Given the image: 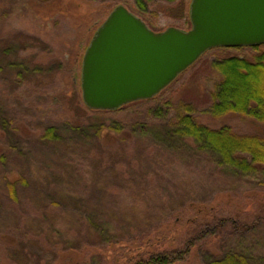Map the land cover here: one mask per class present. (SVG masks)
<instances>
[{
    "label": "rangeland",
    "instance_id": "374dc122",
    "mask_svg": "<svg viewBox=\"0 0 264 264\" xmlns=\"http://www.w3.org/2000/svg\"><path fill=\"white\" fill-rule=\"evenodd\" d=\"M190 1L151 0L145 11L132 0H13L11 9L9 1L0 3V146L6 149L0 193L7 192L6 181H17L21 203H28L21 206L24 226L0 204V235L14 229L18 239L0 254V264H116V243L153 234L185 215L192 201L213 205L220 216L238 212L243 223L260 214L264 174L225 170L172 132L177 116L188 112L210 128L228 125L237 134L264 135V121L207 111L221 78L213 61L249 50L206 51L158 94L119 109H92L82 101L84 49L116 5L153 31L187 30ZM59 90L61 100H51ZM48 126L58 132L57 141L42 137ZM260 218L242 235L224 236L221 249L237 245L264 264ZM208 247L219 250L214 242ZM202 257L193 249L178 264H203Z\"/></svg>",
    "mask_w": 264,
    "mask_h": 264
},
{
    "label": "trees",
    "instance_id": "16d2710c",
    "mask_svg": "<svg viewBox=\"0 0 264 264\" xmlns=\"http://www.w3.org/2000/svg\"><path fill=\"white\" fill-rule=\"evenodd\" d=\"M5 1H9L11 9L13 0ZM132 1L138 10L145 11L151 0ZM0 3L6 2L0 0ZM231 48L249 51L242 55L223 54L213 61V68L219 72L221 78L215 86L213 103L207 111L216 116L236 113L264 121V43L243 47H215L207 51ZM70 82L75 87L76 74L72 73ZM62 95L59 90L53 94L51 100H61ZM4 123H8V127L13 131L19 130L18 127L9 125L8 118L4 119ZM73 127L75 130L78 126ZM73 127L71 126V131ZM95 130H99V126ZM172 132L178 138H187L186 142L193 149L210 154L215 163L225 170L238 175L264 174V135L237 134L228 125L210 128L199 123L188 112L177 116ZM42 137L47 141H57L59 134L53 126H48ZM4 153L6 149L0 146V158ZM5 186L7 192L0 193V204L12 208L17 218L16 224L24 226L27 218L26 214L21 212V206L28 203H21L17 181H6ZM37 206H41V202ZM184 212L185 215L175 216L152 229L153 234L149 231L135 236L130 244L129 241L116 243L120 249L116 264H178L193 249L202 252L203 264H255L257 260L248 250L237 245L235 248L225 249L223 246L221 249V241L224 236L242 235L249 228L256 226L261 220L260 217H264V205L253 221L244 223L240 221L238 212L220 216L216 207L205 202L192 201ZM228 231L229 234L224 233ZM15 233L12 229L0 235V254L8 252L15 242L18 243ZM22 236L24 237L23 234ZM212 242L217 245L218 252L209 249L208 245Z\"/></svg>",
    "mask_w": 264,
    "mask_h": 264
},
{
    "label": "water",
    "instance_id": "95a60500",
    "mask_svg": "<svg viewBox=\"0 0 264 264\" xmlns=\"http://www.w3.org/2000/svg\"><path fill=\"white\" fill-rule=\"evenodd\" d=\"M189 21L187 30L170 26L156 32L116 5L82 56L83 103L114 110L149 99L208 49L264 43V0H191Z\"/></svg>",
    "mask_w": 264,
    "mask_h": 264
}]
</instances>
